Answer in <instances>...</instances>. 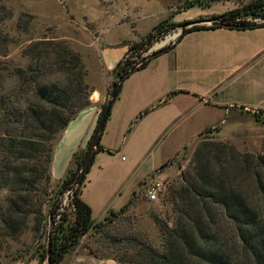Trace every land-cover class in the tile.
<instances>
[{
	"label": "rangeland",
	"instance_id": "obj_1",
	"mask_svg": "<svg viewBox=\"0 0 264 264\" xmlns=\"http://www.w3.org/2000/svg\"><path fill=\"white\" fill-rule=\"evenodd\" d=\"M173 1L0 0L11 11V17L0 25V29L12 39L6 58L14 66H24L26 59L21 56V50L30 42L43 37L65 40L80 54L88 72V84L91 86L92 82L98 86L102 78L98 71V43L90 21L96 24L97 31L108 28L101 31L106 42H114L122 35H134L140 40L158 24L151 28L153 22L164 17L165 4ZM213 5L211 9L192 7L189 14L197 11L213 14L223 8L220 2ZM170 8V19L169 16L165 18L168 21L162 25L163 29L171 23V14L182 10L183 0H178ZM20 15H24L23 22H29L25 30L17 27ZM244 18L263 21L259 14ZM194 20L182 18L181 22ZM120 21L119 29L113 26ZM127 21L134 22L135 33ZM179 30V27L168 28L148 50L142 52V56L152 47L173 44L172 40L166 41ZM249 41L246 36L235 35L232 39L222 32L185 34L175 45L176 61L180 66L174 82L176 94L171 93L164 102L155 101L148 105L147 113L140 117L142 119L138 117L127 122L125 130L115 119H107L99 142L104 150L95 154L79 186L81 198L91 207L94 224L81 237L79 244L68 249L55 264H145L141 246L147 245L159 252L163 250V236L155 217L169 226L173 224L169 190L181 185L180 173L188 167L192 153L201 141L220 142L240 153L262 152L264 110L254 111L259 115L256 119L255 114L233 111L229 106L250 97L247 93L254 87L256 64L251 66L246 61H237ZM232 42L233 52L223 50L224 45ZM112 81L106 86L99 112ZM12 87V82H6L4 91ZM253 90L258 93L254 94V102H264V88L254 87ZM162 108L170 113L164 122L153 114ZM87 143L78 156L85 153ZM75 167L73 163L71 170ZM153 181H162L164 190L158 194V199L149 200L147 191ZM60 185L50 178L48 194L42 203L45 220L40 227L36 228L30 217L16 238L0 236V264H46L39 261V251L46 246L47 214L57 194L62 192ZM6 195L7 190L0 189L2 202ZM130 198L133 202L125 212L119 213ZM70 199V193L63 194L57 203L53 211L54 226L61 222L63 215L67 222L72 221Z\"/></svg>",
	"mask_w": 264,
	"mask_h": 264
},
{
	"label": "trees",
	"instance_id": "obj_2",
	"mask_svg": "<svg viewBox=\"0 0 264 264\" xmlns=\"http://www.w3.org/2000/svg\"><path fill=\"white\" fill-rule=\"evenodd\" d=\"M214 1L217 0H183V8L208 6ZM258 14L264 21V0H251L212 17L229 25L224 28L244 30L264 26L263 23L233 27L254 23L244 16ZM23 16L17 18V27L25 30L29 22H23ZM10 17L11 11L0 2V25ZM168 19L160 21L139 41L128 44L127 55L112 70L114 80L129 70L132 74L144 68L153 58L172 50L185 34L220 27L185 28L173 44L143 60L142 52L168 28L186 23L171 22L163 29ZM201 19L204 18L198 20ZM11 42L0 29V189L7 190L3 202L0 199V236L16 238L30 217L36 228L45 220L42 203L48 194L56 136L89 104L93 88L87 82L88 72L80 54L65 40L43 37L30 42L21 50L26 59L24 66H14L6 58ZM6 82H12L13 87L4 91ZM120 87L121 84L115 99ZM103 150L98 145L96 153ZM78 152L72 157L75 169L69 168L59 182L62 191L74 181L85 154L78 156ZM180 179L181 185L170 189L168 195L174 212L173 224L169 226L155 217L163 236V250L142 245L145 264H264V149L257 154L240 153L220 142L203 140L193 151L188 167L180 173ZM81 193L79 186L70 191L72 221L67 222L63 215L54 226L52 212L51 264L62 259L63 255L57 259L62 251L66 253L77 246L94 224L91 207L83 201ZM132 202L130 198L119 213L125 212ZM46 258L43 246L39 261L46 262Z\"/></svg>",
	"mask_w": 264,
	"mask_h": 264
},
{
	"label": "crops",
	"instance_id": "obj_3",
	"mask_svg": "<svg viewBox=\"0 0 264 264\" xmlns=\"http://www.w3.org/2000/svg\"><path fill=\"white\" fill-rule=\"evenodd\" d=\"M177 1L178 0H174L173 2L165 4L163 8L164 11L162 13L164 17L153 22L151 28L167 16H170V7L171 5H175ZM249 1L251 0H217L211 2L208 6H199L203 9H211L214 6L213 4L219 2L222 3L223 8L213 14H211V12L204 13L202 11H197L196 13L190 15L189 12L192 9L182 8L181 11L171 14V22L179 23L182 18L194 20L217 16L226 11L236 9L241 6L242 3L245 4ZM197 6L198 5H195L193 7ZM90 22L93 24V29L91 31L96 34L95 39L98 43V71L102 78L98 86L91 82L93 91L89 97V104L78 112L73 120L66 125V127L55 139L50 164V177L55 182H60L67 173V170L72 168L73 154L77 151L83 150L86 143L89 141L97 121L100 106L105 97L106 86L108 82L112 81V70L117 62L127 55L128 44L139 40L134 35H122L114 42H106L104 41V36L101 31L107 30L108 28H102L100 31H97L96 24L92 21ZM126 23L131 24V29L133 33H135L134 22L131 23V21H127ZM121 25L122 22L120 21V23L114 24L113 26L119 29V26ZM218 32H222L223 35L232 37V39L235 35L246 36L250 39L246 47H244L241 57H239L237 61H242L243 63L246 61L251 64V66L256 64L257 76L254 78V87L264 88V26L244 30L218 27L214 29L197 30L187 34L207 35ZM223 50H230L233 52V42L224 45ZM175 52L176 47L170 51L162 53L161 55L153 58L147 66L133 72L126 79H124L121 83L118 97L111 105L110 113L107 119H115L120 123L119 127L122 130H125L127 122L136 120L138 117L140 118L147 113V110L145 109L148 105H151V103L155 101H158V103L164 102L165 98L167 99L170 97L171 93L176 94V91H173L175 89L174 82L177 74L180 72V66L176 61ZM253 88L247 93V96L250 97L237 100V103L239 104H235L234 106L231 104L229 105L233 108V111H242L254 114L255 110H264V102H254V94L258 95V93L255 92ZM141 113L142 115L139 116ZM153 114H157L156 118L161 122L167 121L168 116H170V113L163 108Z\"/></svg>",
	"mask_w": 264,
	"mask_h": 264
},
{
	"label": "water",
	"instance_id": "obj_4",
	"mask_svg": "<svg viewBox=\"0 0 264 264\" xmlns=\"http://www.w3.org/2000/svg\"><path fill=\"white\" fill-rule=\"evenodd\" d=\"M263 23H264V21L254 22L251 24H235V25H233V27H235V28H245V27H249V26L255 27V26H257L259 24H263ZM193 25H212V26H220V27H229V25L222 23L218 18H213V17L204 18L201 20L189 21L186 23H182L179 26L180 30L177 34L176 39L182 34V32L185 28H188V27L193 26ZM160 49H161L160 47H152L150 49V51L144 55L143 60H145L149 56H151L152 52L158 51ZM141 62H142V60L138 61V63L135 65V67H137ZM131 72H132V70L127 71L126 73L122 74L120 77H118L117 79L113 80L110 83V89L107 93V97L104 101V104L102 105L101 110L98 114L97 121L95 123V127H94L92 135L89 139V142H88L85 154L83 156V159H82L80 166L76 172L74 181H73L70 188H68L65 191H62V192L57 194L56 198L54 199V201L52 202V204L49 208V213H48L49 214V216H48L49 231L47 234V244H46V252H47L46 264H51V244H52V227H53L52 212L55 209L57 203L60 201L63 194L70 193L72 188L80 186L81 183L83 182L84 177L88 173L89 168L93 162L94 156L96 154V149L99 145L106 120H107L109 113H110L111 105H112V103L115 99V96H116L117 89H118L119 85L122 83V81L125 79V77H127ZM64 253H65V251H62L60 253V255H58L57 259H59L60 256L63 255Z\"/></svg>",
	"mask_w": 264,
	"mask_h": 264
},
{
	"label": "built area",
	"instance_id": "obj_5",
	"mask_svg": "<svg viewBox=\"0 0 264 264\" xmlns=\"http://www.w3.org/2000/svg\"><path fill=\"white\" fill-rule=\"evenodd\" d=\"M247 21L249 22H261V21H257L259 19H249V18H245ZM239 19H237L238 21ZM178 33H175L173 35L172 38L168 39L166 42H170L169 40H172L171 43L173 41H175V38L177 37ZM167 37V36H166ZM162 45V44H161ZM161 45H159V47H161ZM164 190V184L162 181H153L150 188L147 191V195L149 200H156L158 199V194L161 193Z\"/></svg>",
	"mask_w": 264,
	"mask_h": 264
}]
</instances>
